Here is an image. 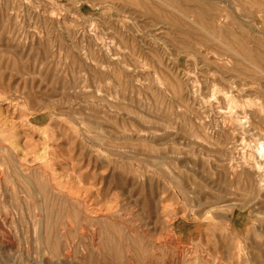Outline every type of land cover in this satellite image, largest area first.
<instances>
[{
	"label": "rangeland",
	"instance_id": "rangeland-1",
	"mask_svg": "<svg viewBox=\"0 0 264 264\" xmlns=\"http://www.w3.org/2000/svg\"><path fill=\"white\" fill-rule=\"evenodd\" d=\"M263 49L264 0H0V264H264Z\"/></svg>",
	"mask_w": 264,
	"mask_h": 264
},
{
	"label": "bare ground",
	"instance_id": "bare-ground-1",
	"mask_svg": "<svg viewBox=\"0 0 264 264\" xmlns=\"http://www.w3.org/2000/svg\"><path fill=\"white\" fill-rule=\"evenodd\" d=\"M108 1V0H107ZM118 2V1H117ZM136 2V1H135ZM132 3H133V0H132ZM138 3V2H137ZM137 3H135V4H137ZM202 8H204V7H202ZM202 8H201V10H202ZM214 8V7H213ZM207 9V8H206ZM211 9V8H210ZM204 11H205V9H203ZM202 10V11H203ZM187 11V10H186ZM207 11V10H206ZM209 11V10H208ZM219 12H221L220 11V9H219ZM202 13V12H201ZM213 13V12H212ZM225 13V12H224ZM207 14V13H206ZM226 14H228V13H226ZM198 15H200V14H198ZM205 15V14H204ZM208 15H210V14H208ZM207 15V16H208ZM215 15H217L216 13H215ZM219 15V14H218ZM229 15V14H228ZM201 16V15H200ZM199 17V16H198ZM206 17V16H205ZM179 18V17H178ZM206 18H208V17H206ZM188 19V18H187ZM204 19V18H203ZM183 20V19H182ZM189 20V19H188ZM207 20V19H206ZM184 21V20H183ZM205 21V20H204ZM204 21H202V22H204ZM174 22V21H173ZM177 22V21H176ZM180 22H182V21H180ZM207 22V21H206ZM196 24V23H195ZM204 24H205V22H204ZM207 24V23H206ZM205 24V25H206ZM211 24V23H210ZM199 25V24H198ZM191 26V25H190ZM200 26V25H199ZM198 26V27H199ZM193 27V26H192ZM201 27V26H200ZM199 27V28H200ZM186 29V28H185ZM203 29V27L200 29V30H202ZM217 29H218V27H217ZM209 31V30H208ZM218 31V30H217ZM223 31H225V30H223ZM210 32V31H209ZM197 33V32H196ZM220 33V32H219ZM224 33V32H223ZM212 34V33H211ZM211 34H209V35H211ZM203 35V34H202ZM216 35V34H215ZM217 36V35H216ZM226 36H228L227 34H226ZM203 38V37H202ZM220 38V37H219ZM209 39V38H208ZM217 39V38H216ZM222 40V39H221ZM237 42V41H236ZM208 43H211V42H209V40H208ZM212 44V43H211ZM211 44H210V47H211ZM245 44V43H244ZM213 45V44H212ZM224 45V44H223ZM241 45V44H240ZM226 46V45H225ZM213 47V46H212ZM211 47V48H212ZM227 47V46H226ZM213 48H215V47H213ZM229 48V47H228ZM230 49V48H229ZM254 49V48H253ZM261 49V48H260ZM264 50V49H263ZM230 51V50H229ZM253 51V50H252ZM215 52H217V51H215ZM231 52H232V50H231ZM234 52V51H233ZM247 53V55L248 56H252V57H254L255 58V60L258 62V63H260L259 64V66H257V64L255 63H252V65H254L256 68H258L259 69V71L260 72H263L264 73V71H263V68H264V51L263 52H259V50L258 51H256L255 50V52L253 53V52H250V51H246ZM218 53V52H217ZM227 54H229V53H227ZM226 54V55H227ZM231 54V53H230ZM229 54V55H230ZM234 54V53H233ZM238 55V54H237ZM235 56V55H234ZM232 57V56H231ZM238 57H240V56H238ZM236 58V57H235ZM235 58H234V60H235ZM243 57H241V59H242ZM237 59V58H236ZM244 59V58H243ZM238 60V59H237ZM232 61V60H231ZM241 61V60H240ZM244 61V60H243ZM246 61V60H245ZM234 62V61H233ZM239 62V61H238ZM242 62V61H241ZM245 63V62H244ZM249 63V62H248ZM248 63H247V65H248ZM251 63V62H250ZM239 64V63H238ZM238 64H237V67H235V70H237L236 68H240V66L238 67ZM243 64V63H242ZM261 64H262V66H261ZM242 66H244V64L242 65ZM249 66V65H248ZM247 66V67H248ZM263 67V68H262ZM243 68V67H242ZM251 68V67H250ZM245 69V68H244ZM252 69V68H251ZM240 70V69H239ZM241 71V70H240ZM251 72H253V71H251ZM249 73V72H248ZM247 73V75H248V77L246 78V79H250V78H253V79H256V80H261L262 78H263V73H261V74H255V75H251V73L250 74H248ZM234 75V74H233ZM238 78V77H237ZM264 80V79H263ZM262 81V80H261ZM258 82H260V81H258ZM263 82V81H262ZM253 83V82H252ZM260 84V83H259ZM254 85V84H253ZM234 86V85H233ZM245 86H247V85H245ZM243 87V86H242ZM250 87V86H249ZM244 88V87H243ZM240 89V88H239ZM245 89V88H244ZM248 89V88H247ZM229 92V91H228ZM227 97V96H226ZM227 99V98H226ZM249 102V106L250 107H259L258 109H260L261 110V112L263 113L264 112V105H258V104H256V103H254V102H252L251 100H248ZM247 103V104H248ZM246 106V105H245ZM257 109V110H258ZM232 110V109H231ZM255 110H256V108H255ZM260 110H259V114L261 113L260 112ZM253 111V110H252ZM240 113V112H239ZM243 113V112H242ZM254 113V112H253ZM257 113V112H256ZM255 113V114H256ZM237 114H238V112H237ZM245 114V113H244ZM248 114H249V112H248ZM255 114H253L252 116H253V118H254V116H255ZM243 115V114H242ZM241 115V116H242ZM258 115V114H257ZM264 115V114H263ZM261 116V115H260ZM244 117V119L242 120V119H240V118H238V119H240V122L244 125V127L246 126V127H248V128H251V130H252V128H253V126H254V123H251L250 122V119H249V116L248 115H246V116H243ZM242 117V118H243ZM238 119H237V121H238ZM255 119H256V117H255ZM263 119V118H262ZM261 119V120H262ZM235 120V119H234ZM256 121V120H255ZM239 122V123H240ZM253 122V121H252ZM233 124H234V122H233ZM238 124V123H237ZM236 124V127L238 126ZM260 125H261V123H259ZM256 125H258V124H256ZM263 125V124H262ZM261 125V126H262ZM240 126V125H239ZM242 128V127H241ZM255 128V127H254ZM253 128V129H254ZM262 128V127H261ZM256 129V128H255ZM249 131V130H248ZM247 131V132H248ZM253 131V130H252ZM254 132V131H253ZM261 134H262V132H260ZM250 135V134H249ZM254 135V134H253ZM260 137V136H259ZM262 139H264V137L262 138ZM256 142V141H255ZM256 151H257V156H258V159H261V160H263L264 161V142H259V143H257V146H256ZM260 157V158H259ZM262 162V161H261ZM256 163V162H255ZM259 163V162H258ZM260 166H262V165H260ZM253 173H254V171H252ZM3 177V176H2ZM70 189V188H69ZM79 196V195H78ZM17 199V198H16ZM66 200V199H65ZM74 204V203H73ZM7 215V214H6ZM88 217V216H87ZM68 219V218H67ZM115 219V218H114ZM4 222V221H3ZM88 224V223H87ZM71 225V224H70ZM90 226V225H89ZM48 235V234H47ZM128 235V234H127ZM92 236H94V235H92ZM93 238V237H92ZM135 238V237H134Z\"/></svg>",
	"mask_w": 264,
	"mask_h": 264
}]
</instances>
